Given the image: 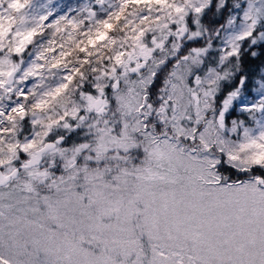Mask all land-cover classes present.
I'll list each match as a JSON object with an SVG mask.
<instances>
[{
	"label": "snow or ice",
	"instance_id": "6c2138e0",
	"mask_svg": "<svg viewBox=\"0 0 264 264\" xmlns=\"http://www.w3.org/2000/svg\"><path fill=\"white\" fill-rule=\"evenodd\" d=\"M0 264H264V0H0Z\"/></svg>",
	"mask_w": 264,
	"mask_h": 264
},
{
	"label": "rangeland",
	"instance_id": "374dc122",
	"mask_svg": "<svg viewBox=\"0 0 264 264\" xmlns=\"http://www.w3.org/2000/svg\"><path fill=\"white\" fill-rule=\"evenodd\" d=\"M61 3H67L69 0H60ZM70 2L75 3V0H70Z\"/></svg>",
	"mask_w": 264,
	"mask_h": 264
}]
</instances>
